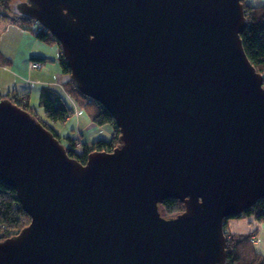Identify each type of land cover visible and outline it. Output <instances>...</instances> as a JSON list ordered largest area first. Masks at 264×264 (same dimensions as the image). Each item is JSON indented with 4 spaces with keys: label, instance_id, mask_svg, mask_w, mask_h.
<instances>
[{
    "label": "water",
    "instance_id": "obj_1",
    "mask_svg": "<svg viewBox=\"0 0 264 264\" xmlns=\"http://www.w3.org/2000/svg\"><path fill=\"white\" fill-rule=\"evenodd\" d=\"M119 129L87 160L0 98V179L30 222L0 264H226L227 222L264 198V74L244 0H22ZM184 210L166 215V199Z\"/></svg>",
    "mask_w": 264,
    "mask_h": 264
},
{
    "label": "trees",
    "instance_id": "obj_2",
    "mask_svg": "<svg viewBox=\"0 0 264 264\" xmlns=\"http://www.w3.org/2000/svg\"><path fill=\"white\" fill-rule=\"evenodd\" d=\"M20 1L22 0H0V6L4 10L27 20L30 31L34 20L18 12L16 4ZM244 8L248 24L246 30L241 35L243 46L250 62L253 63L258 71L264 74V3L252 4L249 0H244ZM35 37L41 41L57 43L59 45V61L62 66V71L66 76V79L62 83L63 89L50 85H46L41 89L39 106L43 108L47 120L41 117L35 107L31 105L28 93H20L17 90H12L4 96L34 114L58 138L61 137L51 125V122L67 121L68 118L75 114V105L81 108L83 113L96 126H112L113 134L109 139L100 138L86 142L78 135H68L64 138V144L68 154L79 159L81 162H85L88 153L93 150H111L114 148L119 143V129L116 127L111 113L101 102L89 98L77 88L74 80L70 76V69L65 63L60 44L51 33L43 29ZM32 59L40 63H46L51 60L45 56H36ZM0 63L8 64V58H5L1 52ZM257 202L256 205L241 213L240 216L230 218L241 219L254 216L257 221L262 223L264 221V198ZM160 209L166 215H174L184 210V204L178 199L169 198L160 204ZM230 218H227L226 221ZM29 222L30 216L25 212L19 202L16 191L5 185L0 179V240L19 231ZM252 234L249 233L239 237L225 230L228 247L226 264H264V255L257 250L254 242L252 243L251 241Z\"/></svg>",
    "mask_w": 264,
    "mask_h": 264
},
{
    "label": "crops",
    "instance_id": "obj_3",
    "mask_svg": "<svg viewBox=\"0 0 264 264\" xmlns=\"http://www.w3.org/2000/svg\"><path fill=\"white\" fill-rule=\"evenodd\" d=\"M258 1L264 2V0H250L252 4L258 3ZM38 41L39 39L29 31L27 20L4 10L0 6V52L5 58H8V64L0 63V98L6 97L4 95L9 94L12 90H17V92L29 94L31 105L32 100H36L39 104L42 87L54 86L57 81L63 82L66 79L62 66L60 68H57L55 64L47 66L48 62H46L42 63L40 69L31 68L30 64L34 61L33 57L46 56ZM79 116L80 114L72 116L67 121ZM91 125L94 128H91ZM86 127L89 131L90 129L101 128L93 122H87ZM81 134L80 130L70 133L72 136ZM226 225L228 233L239 237L249 233L256 234L258 240L254 242V246L264 255V225L262 226L254 216L241 219L230 218Z\"/></svg>",
    "mask_w": 264,
    "mask_h": 264
},
{
    "label": "rangeland",
    "instance_id": "obj_4",
    "mask_svg": "<svg viewBox=\"0 0 264 264\" xmlns=\"http://www.w3.org/2000/svg\"><path fill=\"white\" fill-rule=\"evenodd\" d=\"M262 2L258 1V3H262ZM38 42L41 44L42 51L44 53H46L45 57H49L51 59L48 61L47 66H52L53 64H55V66L57 68H60L61 64L59 61V56H60L59 55V51H60L59 45L57 43H48V42H44L41 40H39ZM34 62L35 61H32L30 64L32 69L37 70V69H40L42 67V63L40 64V67H35L33 64ZM62 83H63L62 81L61 82L57 81L56 83H54V86L63 89ZM32 105L35 107L37 113L41 117H43L44 119L47 120L43 108H41L39 106V104L36 100H32ZM74 105H75V103H74ZM77 114H80V116L79 117H73L72 119H70V121H67V122H65V121L64 122H60V121L59 122H51V125L56 129L57 133H59L61 135L60 139L63 143H65L64 138L66 136L70 135V133H74L75 130L76 131L80 130L82 132V134L78 135V136H80L86 142H91V141H93V139L96 140V139H100V138L109 139L112 136L113 128H112V126H109V125L101 127V128H97L95 130L90 129V131H89L86 127L87 122L92 123V121H90L88 119L87 115L85 113H83L81 108H79L78 106L76 107V105H75V114L73 116H77ZM91 128H94L93 125H91ZM225 226H227L226 223H225Z\"/></svg>",
    "mask_w": 264,
    "mask_h": 264
},
{
    "label": "built area",
    "instance_id": "obj_5",
    "mask_svg": "<svg viewBox=\"0 0 264 264\" xmlns=\"http://www.w3.org/2000/svg\"><path fill=\"white\" fill-rule=\"evenodd\" d=\"M43 29H45L44 26L41 25L38 21H35V20H34L32 26H31L30 31H31L32 34L36 35L39 31H41V30H43ZM33 64H34L35 67H40V64H41V63H40V62H34ZM260 224H262V226H263V225H264V221H263L262 223H260ZM252 235H253V236H252V238H251V241H252V243H253V242H255L256 240H258V236H257L256 234H252Z\"/></svg>",
    "mask_w": 264,
    "mask_h": 264
}]
</instances>
